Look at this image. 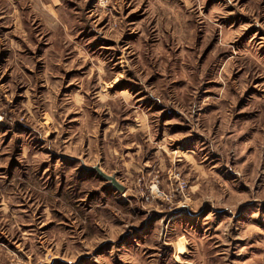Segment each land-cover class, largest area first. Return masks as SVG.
Returning a JSON list of instances; mask_svg holds the SVG:
<instances>
[{
    "label": "rangeland",
    "instance_id": "374dc122",
    "mask_svg": "<svg viewBox=\"0 0 264 264\" xmlns=\"http://www.w3.org/2000/svg\"><path fill=\"white\" fill-rule=\"evenodd\" d=\"M0 264H264V0H0Z\"/></svg>",
    "mask_w": 264,
    "mask_h": 264
},
{
    "label": "water",
    "instance_id": "95a60500",
    "mask_svg": "<svg viewBox=\"0 0 264 264\" xmlns=\"http://www.w3.org/2000/svg\"><path fill=\"white\" fill-rule=\"evenodd\" d=\"M100 174H101L104 178L111 180V181L113 182V184H114L117 188H119V189H122V188H123V186L117 181L116 177L106 175V174H104V173H102V172H100Z\"/></svg>",
    "mask_w": 264,
    "mask_h": 264
}]
</instances>
